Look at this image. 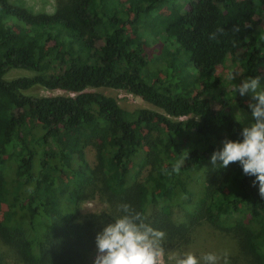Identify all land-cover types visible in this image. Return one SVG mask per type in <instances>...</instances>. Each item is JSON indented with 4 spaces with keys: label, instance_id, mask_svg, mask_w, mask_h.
I'll use <instances>...</instances> for the list:
<instances>
[{
    "label": "trees",
    "instance_id": "obj_1",
    "mask_svg": "<svg viewBox=\"0 0 264 264\" xmlns=\"http://www.w3.org/2000/svg\"><path fill=\"white\" fill-rule=\"evenodd\" d=\"M262 9L264 0H56L47 12L0 0V264H89L96 234L124 203L166 233L164 250L188 244L202 221L237 235L242 264H264L256 177L239 162L207 160L225 139L242 140L251 119L249 94L218 99L209 90L219 83L215 68L235 53L243 79L260 77L264 34L253 30ZM218 27L224 34L210 40ZM154 61L163 64L151 69ZM10 68L32 74L5 79ZM34 86L64 93H25ZM95 87L124 90L162 112L125 110ZM157 124L164 129L153 134ZM95 196L105 207L82 214ZM180 198L184 218L174 222ZM150 204L157 210L148 217Z\"/></svg>",
    "mask_w": 264,
    "mask_h": 264
},
{
    "label": "clouds",
    "instance_id": "obj_2",
    "mask_svg": "<svg viewBox=\"0 0 264 264\" xmlns=\"http://www.w3.org/2000/svg\"><path fill=\"white\" fill-rule=\"evenodd\" d=\"M233 32H239V26H234ZM225 29L218 27L209 34L210 40H216L218 34L223 35ZM237 73L229 72L228 79L234 80ZM240 96L249 94L251 100L248 108L251 119L242 127V140L225 139L223 148L211 154L210 162L216 166V161L222 163L219 167L226 168L232 162H239L245 175L255 176L253 184L258 182L259 195L264 198V87L259 76H250L234 88ZM246 117L241 114L238 123L243 124ZM177 161L171 169L179 173L180 167L187 158ZM168 174V169H164ZM122 215L108 223L95 237L97 253L93 264H159L164 252L166 233L145 223L144 215L131 205L124 203L118 206ZM175 264H219L221 256L206 253L199 259L191 252L177 254L173 257ZM224 264H228V254H223Z\"/></svg>",
    "mask_w": 264,
    "mask_h": 264
},
{
    "label": "rangeland",
    "instance_id": "obj_3",
    "mask_svg": "<svg viewBox=\"0 0 264 264\" xmlns=\"http://www.w3.org/2000/svg\"><path fill=\"white\" fill-rule=\"evenodd\" d=\"M11 2L19 3L21 5H24L25 7H28L32 11H51L56 3V0H10ZM124 1V0H121ZM168 1H183V0H168ZM164 11V8L162 9V12ZM254 35H262L264 34V9H262L257 17V22L253 30ZM152 51L157 50V44H152L151 46ZM163 63L154 61L150 64V68L154 69L156 67H160ZM258 69L260 71V84L262 87H264V64L258 66ZM235 72L237 73V77L234 80L228 79L229 72ZM241 66L238 60V53H235L231 56H227L224 60L223 64L217 66L215 70L213 71V76L218 78V85L215 88H211L209 91L210 94L213 96H216L218 99L220 97H230L232 99V93L236 85L240 84L242 82V76H241ZM32 74L31 71L20 69V68H10L8 69L5 74V79H10L17 76L22 75H30ZM90 90L98 91L106 95L113 96L120 107H122L125 110H133L136 108H146L150 109L156 112L161 113V109L151 105L150 103H147L143 101L141 98L134 96L124 90L120 89H112L108 87H95V88H89ZM25 93L29 95H54V94H63L64 92L61 90H48L39 86H34L28 90L25 91ZM250 96V95H249ZM249 96L246 98L248 99ZM244 102L245 100L244 97ZM231 107H233V103L230 101ZM235 113H240V116L242 114V110L238 109L237 111L234 110ZM246 113L243 112V115L245 116ZM164 128L162 125L157 124L155 125V129L153 131V134H156L160 131H162ZM210 157L207 158V160L210 162ZM86 158L90 164L93 163L94 157H93V150L90 147L86 148ZM220 160H217L216 163H220ZM211 164V163H210ZM209 163L204 164L198 171L195 172L193 175L194 177V184H190V190L197 191L196 190V184L200 183V180L204 177V173L207 169L210 168ZM142 174L139 173L138 180L141 179ZM183 199L180 198V201H178L171 210V219L174 222L182 221L184 218V207ZM105 203L102 202L98 196H95L90 199H86L81 203L80 212L82 214H86L89 212H97L102 210L105 207ZM157 210V206L150 204L146 209V215L148 217H151L153 213ZM45 226L42 224H39L38 231L39 234L41 231L45 230ZM237 235L232 232H224L223 230H219L217 228H213L209 226L208 224H205L201 221L200 225L194 227V230L192 232L191 241L188 244L182 245L178 248H167L164 250L162 257L160 258L159 264H175V260L173 257H175L177 254H182L185 252H191L193 253L198 259L202 257L206 253H215L219 256H221V259L219 261V264H224L223 260V254L226 252L228 254V264H242V260L240 255L238 254V247H237ZM97 253L96 243L92 247V249L89 251L87 256V262L89 264H93L94 258ZM201 264H203V261H201Z\"/></svg>",
    "mask_w": 264,
    "mask_h": 264
}]
</instances>
